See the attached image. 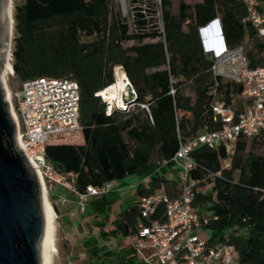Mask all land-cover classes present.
Here are the masks:
<instances>
[{"label": "trees", "instance_id": "1", "mask_svg": "<svg viewBox=\"0 0 264 264\" xmlns=\"http://www.w3.org/2000/svg\"><path fill=\"white\" fill-rule=\"evenodd\" d=\"M177 1V13L171 10L172 0H157L153 10L134 4L132 26L110 0H22L14 8L12 68L18 80L67 78L79 88L81 129L48 139V161L74 174L70 179L79 193L131 174L141 180L149 176L147 183L136 184L137 198L117 211L108 230L103 227L112 191L88 201L83 215L101 218L94 224L102 227L98 237L88 234L83 244L97 264H106L101 261L106 255L115 257L114 264H145L132 248L112 252L99 247L98 240L135 231L140 197L160 188L170 197L179 194L180 173L171 158L179 140L220 128L212 112L216 100L236 110L243 107L241 85L212 77L213 58L200 29L218 19L225 45L247 44L249 66L263 64L264 42L244 20L242 0ZM155 13L160 26L153 22ZM117 66L136 101L108 113L97 93L116 82ZM190 156L195 164L189 176L197 181L191 205L208 217L209 242L233 244L240 264H264V129L250 139L238 138L231 154L222 145L201 144ZM163 212L164 205L157 203L150 217L163 219Z\"/></svg>", "mask_w": 264, "mask_h": 264}, {"label": "built area", "instance_id": "2", "mask_svg": "<svg viewBox=\"0 0 264 264\" xmlns=\"http://www.w3.org/2000/svg\"><path fill=\"white\" fill-rule=\"evenodd\" d=\"M242 1L247 9L244 20L251 23L257 38L264 42V17L258 0ZM215 44L216 48H205L213 58L210 68L212 77L241 85L243 107L236 110L224 100H216L212 112L214 120L221 123L220 128L185 141L179 140L171 158L180 173V191L176 197H170L160 188L139 198L138 222L128 238L137 260L145 264H240L238 251L233 244L209 242L198 234L208 223V217L201 215L191 205L197 181L189 176V170L195 164L190 153L196 146L204 144L209 147L222 145L231 154L238 138L250 139L264 129V50L263 64L250 67L244 44L233 47L224 44L220 47L218 36ZM79 98L75 80L39 76L20 82L16 90L10 91L9 105L16 124V141L28 162L49 187L60 185L73 191L77 197V211L83 214L92 197L112 189V181L100 186L88 185L83 193H79L70 179L74 174L57 170L45 153L50 136L81 129ZM102 100L108 113L117 107H110L104 98ZM148 181L149 176H146L141 183ZM65 201V195L61 194L59 203L62 205ZM157 203L164 205L163 219L150 217Z\"/></svg>", "mask_w": 264, "mask_h": 264}, {"label": "water", "instance_id": "3", "mask_svg": "<svg viewBox=\"0 0 264 264\" xmlns=\"http://www.w3.org/2000/svg\"><path fill=\"white\" fill-rule=\"evenodd\" d=\"M200 35L204 47L216 48V36L220 47L225 44L218 19L202 27ZM8 41L6 0H0V67ZM126 89L123 109L136 101L128 79ZM45 226L40 183L16 141V124L0 79V264H42Z\"/></svg>", "mask_w": 264, "mask_h": 264}, {"label": "rangeland", "instance_id": "4", "mask_svg": "<svg viewBox=\"0 0 264 264\" xmlns=\"http://www.w3.org/2000/svg\"><path fill=\"white\" fill-rule=\"evenodd\" d=\"M22 0H13V21H14V12L15 6L20 4ZM142 5L143 7H149L153 10V8H158L157 0H110V5L113 7V10L119 12V14L132 26V18H131V7L133 5ZM260 4L262 6V16L264 17V0H260ZM171 10L173 13H177L178 10V1L172 0ZM154 23H157L160 26V15L159 13H155L153 18ZM13 22V32L11 36V44L10 51L12 54L13 45H14V37L16 35L15 28ZM247 48V44H245ZM12 55H11V63H12ZM6 82L10 89V91H14L18 88L20 81L14 74H8L6 76ZM50 138H53L50 136ZM49 138V139H50ZM261 151V149H259ZM140 176L136 174L127 175L120 181H116L112 184V195L114 199L110 203V207L107 209L108 213L111 217H114L115 213L129 204L132 200L137 198L135 187L133 182L136 181ZM208 183H205L200 186L202 190L206 189ZM47 187V196L49 202L51 203L54 211H55V245L56 250L53 252L52 256V264H97L94 261V258H91L88 254L84 246V241L87 240L88 234L97 236L96 234H92L94 227L91 222L93 219H88V216H84L83 214L77 211V197L73 191L69 189H63L59 194L65 195L66 201L64 204L60 205V209L58 210L53 199L51 198L50 192L51 188L48 184ZM53 189V188H52ZM59 199V197H58ZM87 206V205H86ZM95 219V218H94ZM102 226H97L99 229ZM198 234L204 238L208 239L211 231L206 228H202L198 231ZM98 237V236H97ZM124 242L117 239H108L106 241L98 240L99 247H106L108 250L112 252H119L120 246H123ZM102 262L106 264H114L115 257L113 255H106L102 257Z\"/></svg>", "mask_w": 264, "mask_h": 264}, {"label": "bare ground", "instance_id": "5", "mask_svg": "<svg viewBox=\"0 0 264 264\" xmlns=\"http://www.w3.org/2000/svg\"><path fill=\"white\" fill-rule=\"evenodd\" d=\"M6 9H7V18H8V33H9V41L6 46L5 55L3 62L0 67V79L2 81L6 98L9 102L10 96V89L6 82V76L8 74H13V68L11 63V51H10V44H11V36L13 32V0H6ZM115 78L116 82L105 89L100 91V96L104 98L108 106H117L122 107V96L127 94L126 89V82L127 78L124 71L117 66L115 68ZM35 173L38 177L40 188H41V195H42V204L45 213V232L42 242V264H52V256L54 250H56L55 245V232H56V225H55V211L49 202L47 196V188L46 184L42 178V176L35 170Z\"/></svg>", "mask_w": 264, "mask_h": 264}, {"label": "crops", "instance_id": "6", "mask_svg": "<svg viewBox=\"0 0 264 264\" xmlns=\"http://www.w3.org/2000/svg\"><path fill=\"white\" fill-rule=\"evenodd\" d=\"M258 3H259V9H260V12H261L262 6L260 4V0H258ZM261 14H262V12H261ZM214 38H215V36H214ZM140 180H141V177H139L136 181L133 182V185H134L135 188H136V184H138L140 182ZM114 182H116V181H112V184ZM52 188H51L50 195H51V198L53 199V201H54L57 209L59 210L61 204L59 203L58 197H59V194L62 192V190L64 188L62 186H60V185H55ZM113 218L114 217H111L109 215V218L105 220V224H104V227H103L105 230H108L109 229V227L111 226V221H112ZM96 220H101V218L97 217V218L93 219V221L91 222L92 226L94 227V230L92 231V234H96V232L98 233V230H99V229H97V227L94 224V222ZM110 239H115L116 241H117V239H119L120 241H123L124 242V245L123 246H120V250L119 251H122L125 248H131L128 236H126V237L116 236V237H111ZM131 250H133V249H131ZM132 254L135 256L134 251H132ZM135 258H136V256H135ZM136 260H137V258H136Z\"/></svg>", "mask_w": 264, "mask_h": 264}, {"label": "clouds", "instance_id": "7", "mask_svg": "<svg viewBox=\"0 0 264 264\" xmlns=\"http://www.w3.org/2000/svg\"><path fill=\"white\" fill-rule=\"evenodd\" d=\"M204 48H206V47H204Z\"/></svg>", "mask_w": 264, "mask_h": 264}]
</instances>
